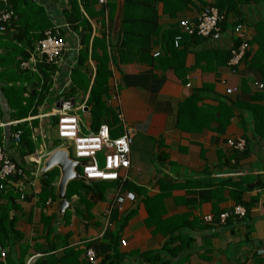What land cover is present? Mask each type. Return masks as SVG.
Masks as SVG:
<instances>
[{
  "label": "crops",
  "instance_id": "0c3cea01",
  "mask_svg": "<svg viewBox=\"0 0 264 264\" xmlns=\"http://www.w3.org/2000/svg\"><path fill=\"white\" fill-rule=\"evenodd\" d=\"M34 1L45 7L64 38L69 43L73 40L75 47L67 53L60 70L64 79L80 41L64 21L70 0ZM92 2L94 14L85 15L95 35L110 31L113 40H119L125 0L122 4L121 0H108L107 19L99 0ZM220 5L229 9L220 32L198 38L183 31L181 21L194 22L206 6ZM157 10L161 28L153 53H161L164 61L112 66L109 80L110 92L114 85L119 89L111 106L119 108L137 130L129 178L124 183L72 182L71 196L67 197L71 209L60 219L58 181L56 189L46 194L41 177L25 173L28 179L19 182V187L10 185L21 194L19 206L10 211L21 237L5 247V257L0 249V264H21L23 254L25 263L35 255L33 264H102L100 251L96 252V263L88 261L86 251L91 243L108 245L113 256L115 249L132 254L122 264H172L174 260L163 247L179 235L186 246L179 254L181 264H264V87L255 85L264 84V0H159ZM238 25H242L243 36L235 31ZM177 30L182 32L180 46H175L179 56H166L169 35L164 33ZM244 41L249 43L246 56L237 66H228L230 51ZM228 88L237 91L229 94ZM81 93H85L83 101L89 97ZM192 96H197L195 102L181 113L182 105ZM50 102L39 107V123L34 128L40 150L50 143L44 137L49 135L53 119L42 116L54 110V106L45 110ZM0 106L5 113L0 121L16 120L10 118L12 109L1 88ZM29 118L32 116L24 119ZM10 127L0 128V133ZM238 138L245 139L243 150L229 144ZM9 151L23 162L14 145ZM227 178L243 184L240 198L249 208L245 217L230 224L219 222L217 215L239 205L232 196L233 187L222 188L224 200L213 197L200 202L198 196L200 190L218 189ZM196 181L203 187L190 184ZM120 186L124 192L134 191L137 200L111 207ZM147 201L154 214L151 223ZM206 215H212L215 223H204ZM121 240L126 245H121ZM175 245H181L179 238Z\"/></svg>",
  "mask_w": 264,
  "mask_h": 264
},
{
  "label": "trees",
  "instance_id": "16d2710c",
  "mask_svg": "<svg viewBox=\"0 0 264 264\" xmlns=\"http://www.w3.org/2000/svg\"><path fill=\"white\" fill-rule=\"evenodd\" d=\"M91 1L94 4L98 0H70L69 9H64V21L69 24L68 26L72 32L79 36L81 44L79 50H74L76 63L68 69L70 70L71 81L66 90L72 84L85 89V92L89 95L87 106L91 115L92 127L96 130L101 123L106 122L111 127L112 136L116 137L122 133L117 110L107 104L111 94L109 80L113 73L112 66L133 62L153 63L154 60L164 61L165 57L160 56L161 53L158 55L153 53V48L158 42L155 37L158 36L161 28L157 10L159 0H125L121 36L117 41L113 40L110 31L104 32L100 36H93V26L90 19L85 15V12L90 17L94 14L90 8ZM222 7L223 5H220L216 8L226 15L225 11L228 12L229 9L226 10ZM0 9L8 10L11 13V19L4 23V29L0 28V88L5 93L7 102L12 109V112H10L11 119L22 120L29 116L33 117L31 120L21 121L18 125L10 127L11 131L18 129L23 131L21 142L16 147L21 159L26 155L35 153L41 146V142L34 139V128L39 123L37 118L39 107L53 97L55 91H52V74L56 70H61V68L49 64H40L38 69L32 72V70L21 67V62L29 58L37 42L45 37V31L53 27L43 5L34 0H10L7 3L0 2ZM2 25L0 24V27ZM168 35L165 55L172 53L173 56H179L180 51L175 46H180L179 42L182 38V32L177 30L164 33L165 37ZM189 35L202 38V36L196 34ZM155 56L158 57L155 58ZM231 56L232 50L230 51L229 59ZM91 62H94V66ZM66 90H64L62 95ZM70 91H73V88ZM25 93H28V95L25 96ZM55 96L58 97L56 94ZM196 98L197 96L188 98L182 105L181 113L185 111L183 108L190 106V102H195ZM4 115L5 113L0 106V118ZM55 121L56 119H54L53 123ZM1 139L2 134L0 133ZM59 145L60 142L57 141L55 146ZM56 170L52 169L43 175L42 191L46 194L52 188L56 189L58 180L56 177L59 176ZM26 172L28 173L29 170L27 169ZM72 182L76 181L73 180L68 183L67 197L71 196ZM190 184L196 188L203 187L200 181L190 182ZM226 186L233 187L232 196L239 202V205L246 206V210L249 209L240 198L244 190L243 184L240 181L233 182L230 178L222 180L218 189L198 191L199 201L211 200L213 197L224 200L221 195L224 194L222 188ZM19 192L7 183H5L4 189L0 191V200H4V202L0 201V249H5L8 244L10 246L15 244V241L21 237L20 232L15 229V221L10 217V211L19 206L17 203V199L21 196ZM195 201L197 203V199ZM113 203L114 201L111 207ZM146 203L150 214L148 222L151 223L154 220V214L149 207V201ZM221 214L217 215L219 222L221 221ZM233 219L241 218L230 215L226 220V224L232 223ZM202 220L206 224L215 223L214 217L212 222ZM176 238H179L181 245L173 246ZM176 238H170L164 245L163 251L174 260L172 264H181L183 259L179 258V254L186 249V246L181 235ZM188 243V246H191L193 242L188 239ZM89 248H94L96 252L100 251L104 255L102 264H122L132 255L115 249L113 256L111 255L112 250L108 245L97 243H91L87 249ZM144 256L150 259V257ZM141 257L143 256L141 255ZM176 258L177 260H175ZM21 264H26L24 254ZM37 264L49 263L39 261Z\"/></svg>",
  "mask_w": 264,
  "mask_h": 264
},
{
  "label": "built area",
  "instance_id": "2783aa9c",
  "mask_svg": "<svg viewBox=\"0 0 264 264\" xmlns=\"http://www.w3.org/2000/svg\"><path fill=\"white\" fill-rule=\"evenodd\" d=\"M108 0H99V3L105 6L104 16L107 19L109 9L107 8ZM11 19V13L8 10L0 9V24H3L0 28L4 29V23ZM226 19V15L221 13L216 7L206 6L199 18L192 22L188 20L181 21L180 26L184 32L189 34H196L202 37H210L220 32L221 23ZM235 31L241 36L242 25L235 27ZM93 36H95V29H93ZM78 49L81 48L80 41L77 44ZM249 47L248 42L244 41L240 47L232 50V56L228 61V66L235 67L244 58L246 51ZM77 48V47H76ZM73 50L70 43L64 36H62L58 27H52L45 31V37L39 40L35 49L31 52L28 59L21 62V67L35 71L38 65L49 64L61 68L64 63V59L68 52ZM159 53H156L158 55ZM76 63L74 60L73 65ZM94 66V63L91 62ZM95 68V67H94ZM70 69V68H69ZM68 74V75H67ZM64 79H61L60 70H56L52 74L53 87L52 91L56 92L59 99L53 107V111L42 116L55 118L56 134L57 138L62 140L60 146L54 147L51 150H36L35 153L27 155L23 158V162H19L14 159L9 151V146L14 145L15 148L21 142L22 129L16 131L2 130V139L0 140V191L4 189L5 183L14 187H19L17 184L23 179H28L26 169L29 168L36 177L40 176L42 168V159L46 157L48 153L59 147H67L74 160L84 162V165L78 166L77 170L87 180L93 182L97 180H113L115 182L124 183L129 178L128 170L131 168V151L134 143L137 130L129 124L122 111L115 107L118 114L119 126L122 128V133L119 136H112L111 127L108 123L103 122L95 130L92 127V120L87 106L88 96L78 106L75 100L65 98L62 93L70 85V70L67 71ZM259 88H263L264 84L260 82L255 83ZM237 91V88H228L227 93L231 94ZM119 96V89L114 85L113 92L107 100V104L111 105L113 99H117ZM60 106H57V104ZM80 110L84 112L86 116L80 114ZM33 118V117H32ZM12 120L8 123L0 121V128L6 126H16L21 121L31 120ZM85 129L87 132H85ZM35 136V135H34ZM36 139V136L35 138ZM44 140L50 141L54 144V139L49 135L44 137ZM229 144L237 150H243L245 148V139L238 138L230 140ZM104 152V164L101 167L98 161V154ZM81 169V171L79 170ZM137 195L131 190L123 191L120 186L116 195V202L118 205L124 204L126 201L136 202ZM230 215L243 218L247 215L245 207L238 205L233 211L224 212L220 215L222 223H226L227 218ZM206 222H212L213 216L206 215L203 217ZM121 245H126V241L122 240ZM7 254L6 249L2 250L1 256L5 257ZM87 259L90 263H96L97 253L94 248H89L86 251ZM33 255L29 257L26 264H32L34 258Z\"/></svg>",
  "mask_w": 264,
  "mask_h": 264
},
{
  "label": "water",
  "instance_id": "95a60500",
  "mask_svg": "<svg viewBox=\"0 0 264 264\" xmlns=\"http://www.w3.org/2000/svg\"><path fill=\"white\" fill-rule=\"evenodd\" d=\"M123 0H121L122 4ZM57 106H60L58 103ZM84 162L76 161L72 158L70 151L67 147H59L46 156L42 168L40 171L41 181L43 182V175L52 170L60 169V177L58 179V196L60 198V219L66 209H71V203L67 200V186L70 181H82L84 183H90L84 176H82L77 167L84 165Z\"/></svg>",
  "mask_w": 264,
  "mask_h": 264
},
{
  "label": "rangeland",
  "instance_id": "374dc122",
  "mask_svg": "<svg viewBox=\"0 0 264 264\" xmlns=\"http://www.w3.org/2000/svg\"><path fill=\"white\" fill-rule=\"evenodd\" d=\"M71 41H73V40H71ZM71 41H70V43L72 44V48H73L74 43L71 42ZM74 47H75V46H74ZM72 51H73V50H72ZM37 69H38V67H37ZM37 69H36V70H37ZM36 70H35V71H36ZM32 71H33V70H32ZM62 76H63V75H62ZM72 88H73V91H70V90H72ZM81 92H85V89L79 88V87H77L75 84H72V86L69 87V88L65 91V93L63 94V96H65L66 98H69V99H75L76 105L78 106L81 102H83V99H84V96H85V93H81ZM27 94H28V93H27ZM58 99H59V96H58ZM50 100H51V102H50V103H51V104H50L51 106L47 107V108L45 109L46 111L51 110V109H52V106H54V105L56 104L54 96L51 97ZM79 112H80V114H81L82 116L85 117V119L88 118V117H90V115H89V116H86L82 110H80ZM56 130H57V129H56V126H55V124H53V126H51V127L49 128V130H48L49 137L52 138V139H54V143H57V141H58V142H60V141L62 142V140H60L59 138H57ZM85 132H87L86 129H85ZM40 148H41V147H40ZM47 148H49V147H43V150H45V149H47ZM45 152L47 153V150H46ZM45 159H46V157H43V159H42V162H43V163H44ZM98 161H99V165L102 167L103 164H104V152H101V153L98 154ZM79 170L81 171V169H79ZM56 173L59 175V176L56 177V179H59L60 174H61L59 168H57ZM57 181H58V180H57ZM96 182H103V183H104V182H113V181H108V180H97Z\"/></svg>",
  "mask_w": 264,
  "mask_h": 264
},
{
  "label": "clouds",
  "instance_id": "9594fccd",
  "mask_svg": "<svg viewBox=\"0 0 264 264\" xmlns=\"http://www.w3.org/2000/svg\"><path fill=\"white\" fill-rule=\"evenodd\" d=\"M54 119H55V118H53V121H54ZM53 124H55V123H53ZM61 143H62V142L60 141V145H61ZM60 145H59V146H60ZM40 147H41V146H40ZM54 147H57V146H55V143H54V144L49 143V148L45 149L44 151H46V150L49 151V150H51V149L54 148ZM40 149H41V148H39L38 150H40ZM54 150H55V149H54ZM26 156H27V155H26ZM24 157H25V156H24ZM27 169L29 170V172H31L29 168H27ZM78 172H79V171H78ZM26 173H27V172H26ZM90 182H91V181H90ZM136 195H137V194H136Z\"/></svg>",
  "mask_w": 264,
  "mask_h": 264
},
{
  "label": "bare ground",
  "instance_id": "6f19581e",
  "mask_svg": "<svg viewBox=\"0 0 264 264\" xmlns=\"http://www.w3.org/2000/svg\"><path fill=\"white\" fill-rule=\"evenodd\" d=\"M108 3V2H107ZM105 7V6H104ZM53 27H58V26H53ZM59 28V30H60V32H61V28L60 27H58ZM61 34H62V32H61ZM62 36H64L63 34H62ZM128 174V173H127ZM129 175V174H128ZM108 181H113V180H108ZM57 190H58V187H57ZM134 192V191H133ZM118 204H117V202H116V198H115V200H114V203H113V206L112 207H114V206H117ZM29 259V258H28ZM27 259V260H28ZM35 259V258H34ZM34 261V260H33ZM27 262V261H26ZM32 264H33V262H32Z\"/></svg>",
  "mask_w": 264,
  "mask_h": 264
}]
</instances>
